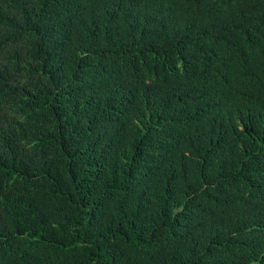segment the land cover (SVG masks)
<instances>
[{"label": "trees", "instance_id": "obj_1", "mask_svg": "<svg viewBox=\"0 0 264 264\" xmlns=\"http://www.w3.org/2000/svg\"><path fill=\"white\" fill-rule=\"evenodd\" d=\"M0 264H264V0H0Z\"/></svg>", "mask_w": 264, "mask_h": 264}]
</instances>
